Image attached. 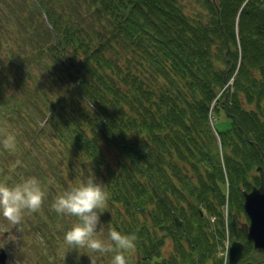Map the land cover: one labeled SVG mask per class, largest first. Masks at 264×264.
I'll list each match as a JSON object with an SVG mask.
<instances>
[{
    "label": "trees",
    "instance_id": "obj_1",
    "mask_svg": "<svg viewBox=\"0 0 264 264\" xmlns=\"http://www.w3.org/2000/svg\"><path fill=\"white\" fill-rule=\"evenodd\" d=\"M203 1L208 23L178 0H0V183L35 177L45 192L28 214L37 264H51L57 248L67 264L100 254L70 250L64 234L78 221L51 207L92 177L108 195L97 235L136 236L128 264H224L229 222L264 168V0ZM126 51L150 78L122 67ZM34 65L62 79L67 95L28 85ZM9 135L14 151L3 147ZM44 139L58 141L60 162L39 148ZM235 239L246 256L251 244L241 231Z\"/></svg>",
    "mask_w": 264,
    "mask_h": 264
},
{
    "label": "clouds",
    "instance_id": "obj_2",
    "mask_svg": "<svg viewBox=\"0 0 264 264\" xmlns=\"http://www.w3.org/2000/svg\"><path fill=\"white\" fill-rule=\"evenodd\" d=\"M3 147L14 151L15 136H7ZM44 197L45 192L35 177L12 186L0 183V218L13 225L19 224L25 213H35L41 208ZM107 199L104 185L96 183L92 177L78 185H70L56 196L51 207L58 215L75 217L78 221L64 234V242L70 250L79 253L86 249L100 254L115 252L110 264H128L125 254L135 249V235H124L114 228L109 229L106 238L97 235L100 215L107 210ZM90 260L95 264L94 259Z\"/></svg>",
    "mask_w": 264,
    "mask_h": 264
},
{
    "label": "rangeland",
    "instance_id": "obj_3",
    "mask_svg": "<svg viewBox=\"0 0 264 264\" xmlns=\"http://www.w3.org/2000/svg\"><path fill=\"white\" fill-rule=\"evenodd\" d=\"M180 2V5L182 7L183 12H185V14H187L188 16H190L191 18L195 19V20H200L203 23H208V19H209V15H208V10H206L205 6H204V1L203 0H178ZM33 2V0H32ZM119 50H121V48H119ZM125 51V50H124ZM127 52V51H126ZM125 56L127 59H123L121 60L120 64L122 65V67L124 66H136L137 68H139L140 71H144L146 68H143L142 65H140L138 62H141V60H138L135 55L133 56V54H131V52H127ZM143 64V62H142ZM32 73H34V76L37 78V82H34L30 79L27 80V84L30 85L31 87H33V85L37 84L38 86H42L43 90L42 92H44L46 94V98L50 97L52 99H54L55 97H64L67 95L66 90L64 85L62 84V79H58L56 77H50L48 74H43L41 75V71L39 69H37L36 65L33 66V68L31 69ZM145 76L147 75L148 78L149 77V72L147 70L144 71ZM144 77V76H143ZM151 80L147 79V83L149 84ZM18 90V89H17ZM17 90L15 89L14 86L12 87H8V91L7 94H14L17 92ZM6 94V95H7ZM25 97V95L21 92L18 94V96H16V98L20 99ZM45 98V99H46ZM246 109H251L249 106L244 105ZM31 107V106H29ZM30 108H28L27 110H29ZM23 115V114H21ZM34 120V117L32 118V121ZM43 120L42 116H38L37 117V121L38 123H40ZM32 122H30L29 124H27V127L30 129H32L31 127ZM44 146L40 145L39 148L40 149H44L42 152L46 155L47 158L52 159V161L54 163H58L59 158H58V153L60 152V147H58L59 143L56 140L55 142H50V139H44ZM37 142H39V140H37ZM53 147L52 152H51V148L49 147ZM49 152H48V151ZM106 155L108 159H113L114 158V154L112 153V151L106 150ZM54 156V157H53ZM57 156V158H56ZM72 156L74 157L73 161L76 163V165L78 164V158L76 157V154H72ZM41 158H43V162L46 165V161L47 159L44 158V156L42 155ZM64 169H62V177L65 181H67L68 183H71V180L68 179L67 177V169L65 165L60 164ZM79 179H81L80 177H78ZM3 181H5L3 179ZM2 183H5L3 182ZM39 181V180H38ZM58 183H56L57 185ZM48 187H44V189H46ZM63 191L59 192L58 194L62 193ZM29 213H25L23 216V219L21 220V222L19 224L13 225L8 223L6 220H4L3 218H0V247L5 249V257L6 260L4 262V264H37V258L34 255V253H36L35 247L36 244L34 243L35 240H38V236L35 234V225L33 223V217L28 215ZM31 215H33L31 213ZM43 219V216L42 218ZM69 222H71L72 224H74V222H72L71 220H69ZM41 245V244H40ZM43 247L46 248L45 245H41ZM43 247H40L41 249ZM43 250V249H42ZM163 257H167L168 253L171 251V243L169 241L166 242L165 247L163 249ZM44 251V250H43ZM66 249H62V248H57L55 249V253H56V257H52L51 258V263L53 264H58V262L61 260L59 258V256H63L65 253ZM89 253V251H88ZM104 254H97L95 256V260L96 263L98 264H102L100 263V260L102 258ZM133 257L135 256L134 253L132 254ZM224 255V251L222 250L220 252V256H222L223 258ZM73 257V256H72ZM66 258V257H65ZM91 258V257H90ZM56 259V260H55ZM65 263L67 264L68 258L64 259ZM73 262H76V264H79L80 257L77 258H72ZM87 263L90 262V259L86 260ZM85 262V263H86Z\"/></svg>",
    "mask_w": 264,
    "mask_h": 264
},
{
    "label": "water",
    "instance_id": "obj_4",
    "mask_svg": "<svg viewBox=\"0 0 264 264\" xmlns=\"http://www.w3.org/2000/svg\"><path fill=\"white\" fill-rule=\"evenodd\" d=\"M256 175L259 179L258 187H253L250 191L243 192V212L248 218V224H241V229L246 235L247 242L251 243L253 248L258 252H264V168L259 166L256 169ZM238 218L233 214L229 225L233 233H236ZM244 249L243 244L239 241H233L228 253V264H237ZM6 260L5 250L0 249V264Z\"/></svg>",
    "mask_w": 264,
    "mask_h": 264
},
{
    "label": "flooded vegetation",
    "instance_id": "obj_5",
    "mask_svg": "<svg viewBox=\"0 0 264 264\" xmlns=\"http://www.w3.org/2000/svg\"><path fill=\"white\" fill-rule=\"evenodd\" d=\"M259 185V184H258ZM257 187V186H256ZM238 217V216H237ZM248 224V218L246 216V214H244V212L240 213L239 217H238V227H237V230H236V233H233L232 231V235L234 236L232 241H230V245L233 241H237L235 238L237 237V235L239 234V232L241 231L242 234L244 235L243 233V230L241 229V224ZM245 239H246V235H244ZM247 241V240H246ZM241 242V241H240ZM242 243V242H241ZM249 243V242H248ZM243 244V243H242ZM251 244V243H249ZM244 246V245H243ZM252 246V244H251ZM245 248V247H244ZM244 249L242 251V254H241V258H240V261L237 263V264H264V252H258L256 251L253 246L252 248L250 249V251L248 252V254L246 256H244Z\"/></svg>",
    "mask_w": 264,
    "mask_h": 264
},
{
    "label": "built area",
    "instance_id": "obj_6",
    "mask_svg": "<svg viewBox=\"0 0 264 264\" xmlns=\"http://www.w3.org/2000/svg\"><path fill=\"white\" fill-rule=\"evenodd\" d=\"M225 247H226V249H225V253H227L228 247H227V246H225ZM225 256H226V254H225Z\"/></svg>",
    "mask_w": 264,
    "mask_h": 264
}]
</instances>
